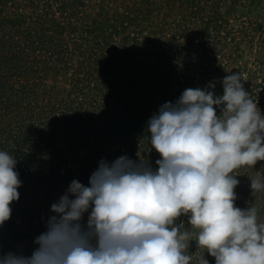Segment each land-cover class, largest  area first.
<instances>
[{
    "label": "trees",
    "instance_id": "trees-1",
    "mask_svg": "<svg viewBox=\"0 0 264 264\" xmlns=\"http://www.w3.org/2000/svg\"><path fill=\"white\" fill-rule=\"evenodd\" d=\"M251 3L0 0V151L17 159L22 182L0 225V253L30 256L51 205L73 180L88 186L102 159L140 157L156 170L147 123L185 89L221 96L223 78L245 71L244 88L264 115V21L230 17ZM234 174L236 207L255 206L264 223V191L252 195L249 179L264 182V161ZM187 221L176 223L194 232ZM186 254L190 264L204 255L215 264L196 241Z\"/></svg>",
    "mask_w": 264,
    "mask_h": 264
},
{
    "label": "clouds",
    "instance_id": "clouds-1",
    "mask_svg": "<svg viewBox=\"0 0 264 264\" xmlns=\"http://www.w3.org/2000/svg\"><path fill=\"white\" fill-rule=\"evenodd\" d=\"M243 81L232 73L223 78L221 96L188 88L164 103L147 123L161 157L156 170L139 156L102 159L88 186L73 180L51 205L54 215L32 254L0 253V264H190V241L215 264H264L257 208L235 205V170L264 161V115ZM16 163L0 151V225L20 198ZM249 179L252 195L264 191L259 177ZM181 216L194 232L176 223ZM197 264L209 262L204 255Z\"/></svg>",
    "mask_w": 264,
    "mask_h": 264
},
{
    "label": "rangeland",
    "instance_id": "rangeland-1",
    "mask_svg": "<svg viewBox=\"0 0 264 264\" xmlns=\"http://www.w3.org/2000/svg\"><path fill=\"white\" fill-rule=\"evenodd\" d=\"M253 3H251L249 6L247 7H244L243 9H239L236 14L237 16L233 15V16H230V17H237L239 18V20L245 18L246 20H250L252 22H258V21H264V0H252ZM248 61V55H245L243 56V58L241 59V63ZM241 77H245V71H242L241 73ZM251 84L253 87V84H254V87H256L255 83L257 82H260L259 80V77L255 78V77H252L251 79ZM252 90V88H251ZM250 90V91H251ZM254 90V88H253Z\"/></svg>",
    "mask_w": 264,
    "mask_h": 264
}]
</instances>
